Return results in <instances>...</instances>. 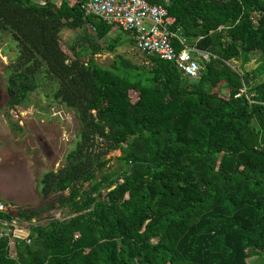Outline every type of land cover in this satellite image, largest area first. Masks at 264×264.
<instances>
[{
	"label": "trees",
	"instance_id": "1",
	"mask_svg": "<svg viewBox=\"0 0 264 264\" xmlns=\"http://www.w3.org/2000/svg\"><path fill=\"white\" fill-rule=\"evenodd\" d=\"M153 1L211 53L198 78L117 53L132 34L107 39L115 24L82 2L0 0V30L17 41L10 106L44 86L80 121L64 164L41 179L42 203L1 214L29 223L32 243L0 238V264H264V0ZM66 28L81 33L73 57ZM104 51L116 53L110 66L96 59ZM254 51L253 69L230 65Z\"/></svg>",
	"mask_w": 264,
	"mask_h": 264
},
{
	"label": "rangeland",
	"instance_id": "2",
	"mask_svg": "<svg viewBox=\"0 0 264 264\" xmlns=\"http://www.w3.org/2000/svg\"><path fill=\"white\" fill-rule=\"evenodd\" d=\"M80 34L79 31L68 28L61 33L63 49L71 57V46ZM100 44L106 45V42L101 40ZM16 53L17 41L12 33L0 30V175L4 188L11 193L13 199L19 201L9 203L13 210L42 203L40 183L44 173L64 164L66 154L74 145L80 128L76 112L51 100L52 93L45 96L48 89L44 86L30 93L21 105L10 106L7 91L8 67ZM117 53L137 64L145 61L142 53L131 43L119 46ZM115 56L116 53L104 51L96 59L100 64L110 66ZM249 56L247 62H244L246 54H243L239 59L231 60L230 65L244 72L256 67L263 58L260 51L251 52ZM223 94L227 95V92L224 91ZM120 154V150H115L107 157H117ZM110 163L115 165L116 160L113 159ZM2 169L7 173L2 174ZM48 212L56 218L67 217V213L61 209Z\"/></svg>",
	"mask_w": 264,
	"mask_h": 264
},
{
	"label": "built area",
	"instance_id": "3",
	"mask_svg": "<svg viewBox=\"0 0 264 264\" xmlns=\"http://www.w3.org/2000/svg\"><path fill=\"white\" fill-rule=\"evenodd\" d=\"M87 15H96L128 31L135 40L136 49L173 61L189 78H198L202 62L210 61L211 53L188 45L186 38L169 26V11L153 0H85L81 3ZM94 29V27H93ZM176 40L182 45L177 48ZM246 92L242 87L236 97ZM12 205L0 199V238H8L10 246L21 241L32 243L31 226L18 218L8 221L1 214L12 211ZM26 225L28 227H26Z\"/></svg>",
	"mask_w": 264,
	"mask_h": 264
},
{
	"label": "crops",
	"instance_id": "4",
	"mask_svg": "<svg viewBox=\"0 0 264 264\" xmlns=\"http://www.w3.org/2000/svg\"><path fill=\"white\" fill-rule=\"evenodd\" d=\"M37 1H39V2H45L47 0H37ZM51 1H53L55 3H58V4H61L62 2H68L70 5L73 6L76 3H79V2L81 3V2H83L85 0H51ZM117 31H118L117 26L114 25L113 28H112V30L109 32V34L107 36V39L108 38H114L116 36V34H117ZM97 55H99V54H97ZM2 170H3V172H1L2 174L7 173V171L5 169H2ZM10 194L11 193H9L7 191V189L4 188L3 181H2V176L0 175V199L3 200V201H5V202H7V203H12V202L19 203V201H16V199H13Z\"/></svg>",
	"mask_w": 264,
	"mask_h": 264
}]
</instances>
